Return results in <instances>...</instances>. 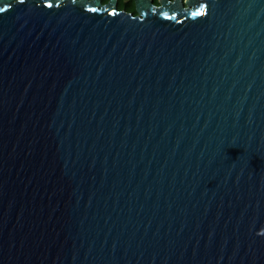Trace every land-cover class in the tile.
<instances>
[{
	"label": "water",
	"instance_id": "95a60500",
	"mask_svg": "<svg viewBox=\"0 0 264 264\" xmlns=\"http://www.w3.org/2000/svg\"><path fill=\"white\" fill-rule=\"evenodd\" d=\"M0 0V264H264V0Z\"/></svg>",
	"mask_w": 264,
	"mask_h": 264
},
{
	"label": "trees",
	"instance_id": "16d2710c",
	"mask_svg": "<svg viewBox=\"0 0 264 264\" xmlns=\"http://www.w3.org/2000/svg\"><path fill=\"white\" fill-rule=\"evenodd\" d=\"M153 1L155 4H159V0H153ZM102 2L106 3L108 2V0H102ZM118 8L120 10H126L132 12L134 15L137 14L134 0H118Z\"/></svg>",
	"mask_w": 264,
	"mask_h": 264
},
{
	"label": "snow or ice",
	"instance_id": "6c2138e0",
	"mask_svg": "<svg viewBox=\"0 0 264 264\" xmlns=\"http://www.w3.org/2000/svg\"><path fill=\"white\" fill-rule=\"evenodd\" d=\"M3 9H0V11H2Z\"/></svg>",
	"mask_w": 264,
	"mask_h": 264
}]
</instances>
